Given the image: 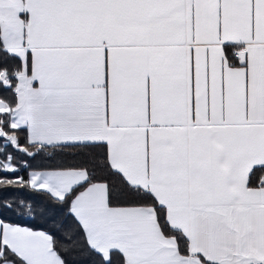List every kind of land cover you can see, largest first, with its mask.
I'll return each mask as SVG.
<instances>
[{"label": "snow or ice", "instance_id": "1", "mask_svg": "<svg viewBox=\"0 0 264 264\" xmlns=\"http://www.w3.org/2000/svg\"><path fill=\"white\" fill-rule=\"evenodd\" d=\"M85 254L264 264V0H0V264Z\"/></svg>", "mask_w": 264, "mask_h": 264}, {"label": "trees", "instance_id": "2", "mask_svg": "<svg viewBox=\"0 0 264 264\" xmlns=\"http://www.w3.org/2000/svg\"><path fill=\"white\" fill-rule=\"evenodd\" d=\"M24 137L21 136V142L23 143ZM9 151H13L11 148H9ZM84 151H91V150H84ZM14 155H16L20 159H25L27 160L28 157L23 156L21 157L19 153L13 152ZM77 154H80V150H77ZM70 156H66L65 159H70ZM33 168L35 170H47L52 167H55L54 164L49 163L47 160H45L43 157H38L36 160L31 161ZM23 171V170H22ZM25 178H27V175L25 173ZM11 191L5 192L4 195H12ZM31 226L33 227H43L45 230H51V225L50 223L44 222V221H38L35 224H32ZM70 264H95L97 261L98 257L92 256V255H75V256H70L69 258Z\"/></svg>", "mask_w": 264, "mask_h": 264}]
</instances>
